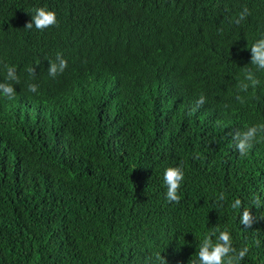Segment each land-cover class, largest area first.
<instances>
[{"label": "trees", "instance_id": "16d2710c", "mask_svg": "<svg viewBox=\"0 0 264 264\" xmlns=\"http://www.w3.org/2000/svg\"><path fill=\"white\" fill-rule=\"evenodd\" d=\"M39 7L57 24L26 29ZM262 37L264 0H0V83L15 88L0 95V264H198L213 229L264 264V219H239L264 216V140L242 157L229 134L264 123ZM245 69L260 83L241 92ZM177 166L174 203L163 173Z\"/></svg>", "mask_w": 264, "mask_h": 264}, {"label": "clouds", "instance_id": "9594fccd", "mask_svg": "<svg viewBox=\"0 0 264 264\" xmlns=\"http://www.w3.org/2000/svg\"><path fill=\"white\" fill-rule=\"evenodd\" d=\"M34 15H31V20L26 22L24 27L31 30L33 26L39 31H43L46 28L55 26L57 24L56 14L53 11L46 10L43 7L33 9ZM250 15V11L247 7L238 14V16L233 21L236 24H240L241 21L245 20L247 16ZM251 59L250 63L254 65L258 70H264V37L257 40L250 47ZM6 69V80L18 84L19 77L16 74L14 67H9L4 65ZM67 68V61L63 58L60 53H57L55 61L48 62L47 72L50 77L55 78L57 75L62 74ZM30 76L35 77L36 69L34 66L27 68ZM260 81L255 77L251 69H245L244 79L240 81L237 85L239 91L247 92L248 88L256 87L259 85ZM28 90L31 92L37 91V85L29 84ZM0 95H3L7 99L11 100L15 98V88L13 83H0ZM236 100L244 104V97L237 95ZM206 102L204 95H200L195 102V106L190 109L189 115L196 112L201 106ZM234 142V146L240 156H247L249 151L252 149L254 142H259V140H264V123L248 126L245 129H236L229 133ZM184 179L183 169L179 166L168 167L164 170L163 181L167 187L165 194V199L168 202L179 203L181 197L178 195V190L181 186V182ZM225 193H219L217 200H225ZM253 205L255 208L261 206L260 197L256 196L253 199ZM231 208L233 210H238L242 208V201L236 198L231 203ZM240 223L245 228H250L253 223L258 220L264 219V216H254L249 208H243L239 213ZM215 237V240H213ZM255 245L258 247L260 244L259 240L254 241ZM248 253V246L243 247L239 251L233 246L232 237L227 229L221 231L219 229H213L206 233L200 244L198 251V264H241L245 256ZM156 260L158 264H168V261L161 254H157ZM196 264V262H194Z\"/></svg>", "mask_w": 264, "mask_h": 264}]
</instances>
